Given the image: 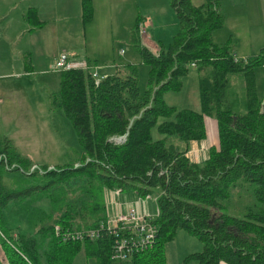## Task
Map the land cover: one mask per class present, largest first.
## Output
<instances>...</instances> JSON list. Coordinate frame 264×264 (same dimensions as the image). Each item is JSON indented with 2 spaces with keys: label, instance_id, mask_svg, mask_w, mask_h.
<instances>
[{
  "label": "trees",
  "instance_id": "obj_1",
  "mask_svg": "<svg viewBox=\"0 0 264 264\" xmlns=\"http://www.w3.org/2000/svg\"><path fill=\"white\" fill-rule=\"evenodd\" d=\"M169 5L179 31L167 47L153 53L142 46L138 19L130 31L131 46L148 66L143 92L135 63L115 67L96 83L88 68L58 72L51 104L74 129L76 165L31 169L32 161L0 136V264H70L80 250L95 264H167L166 245L178 230L203 244L186 260L264 264V99L254 73L264 65V47L236 60L231 40L215 42L213 31L224 25L217 0L199 5L169 0ZM91 19L90 0H80L82 25ZM192 63L200 108L177 109L163 96L181 88ZM232 75L241 85L231 83ZM206 118L216 121L217 139L203 161L193 162L188 153L192 142L206 139ZM154 126L159 139L152 138ZM247 184L254 186L249 192L254 203L241 216L226 213L234 192ZM105 189L139 198L155 194L154 240L127 260L110 257L113 235L61 241L52 233L55 224L69 231L97 228L105 218ZM42 197L47 211L30 206ZM10 202L27 222L39 223L36 233L9 223L3 211Z\"/></svg>",
  "mask_w": 264,
  "mask_h": 264
},
{
  "label": "rangeland",
  "instance_id": "obj_2",
  "mask_svg": "<svg viewBox=\"0 0 264 264\" xmlns=\"http://www.w3.org/2000/svg\"><path fill=\"white\" fill-rule=\"evenodd\" d=\"M109 3H112V7L108 5ZM96 4L98 7L93 16L94 20L88 23L89 26L71 24V20H68L67 22L70 23L66 30L68 36L47 39L48 44L42 45L39 52L36 47L34 48L33 67L35 71L44 67V58L47 57L49 58L46 66L47 74L32 72L28 77L0 80V136L6 134L16 146L18 145L24 155L32 161L31 169L35 165L51 168L75 164L80 156L74 129L62 110L57 105L51 104L52 96L57 93L59 80V71L53 69V63L60 53H73L77 59L87 57L86 59L90 61L94 57L100 65L135 63L138 88L140 92H143L146 88L148 66L139 61L138 54L131 46L130 30L135 20L143 21L140 26L145 34H138L141 36L139 43L153 53L159 51L161 45L167 47L179 31L169 0H98ZM217 5L219 10L229 12L230 15H227V28L218 31L215 38L220 39L228 31L234 33V37L239 41L238 46L241 48L238 54H235L242 59L252 58L264 42V0H217ZM253 5L257 10L255 18L249 21L244 13L245 9H251ZM242 19L247 24L242 23ZM125 27L128 28L127 33ZM233 43L232 40L231 44ZM235 48L234 43L233 49ZM95 72L97 78L100 77V71L97 73L96 69ZM254 73L258 94L264 99L263 66L255 67ZM182 80V86L178 91L169 90L164 93V101L177 109L199 110L198 72L194 66L190 67ZM231 83L236 86L241 85L236 75L231 76ZM162 120L163 118L157 119V123ZM206 124L209 137L217 139L216 121L213 118H206ZM151 134L153 139L161 138L155 126L152 127ZM211 142L212 140H206L203 145L202 143L196 145L194 152L190 153L191 160L203 161ZM247 185L240 186L234 192L235 195L225 210L226 213L241 216L245 206L254 203V198L249 195L250 189L252 193L254 186ZM128 192L131 195L134 194L131 191ZM154 195L151 194L145 198L136 196L131 202L139 198L140 209L154 216L156 213ZM119 202L121 205L125 204ZM30 206H40L39 208L47 211L49 202L42 197L36 202L32 201ZM3 215L11 225L36 233L39 223L33 220H29L28 223L25 220V213L20 212L17 206L12 205V202L8 203V208L3 211ZM202 248L203 244L197 237L184 230H178L173 241L166 245L167 263L197 264L195 261L186 260V256L200 252ZM70 264H95V260L87 257L80 250Z\"/></svg>",
  "mask_w": 264,
  "mask_h": 264
},
{
  "label": "crops",
  "instance_id": "obj_3",
  "mask_svg": "<svg viewBox=\"0 0 264 264\" xmlns=\"http://www.w3.org/2000/svg\"><path fill=\"white\" fill-rule=\"evenodd\" d=\"M90 2L92 5V19L94 20L93 16H95L96 7H98V4H96L98 3V0H90ZM202 2L203 0H193V3L196 5H199ZM108 5L112 7V3H109ZM256 10L257 8H255L254 5L251 9H245L244 15H246L249 21H252L255 18ZM219 11L224 17V25L221 29L213 31L212 38L216 43H223L227 40H233L236 45V48L233 49V51L234 53L238 54V51L241 48L238 46L239 41L234 37V33L228 31L226 35H222L220 39L217 40L215 38V35L219 33L218 31H223L225 28H227V15H230L229 12H226L222 9ZM68 20H71V24H81V26L86 27L90 25L88 23L87 25H82L81 23L80 0H0V80L11 77L16 79L20 77H28L32 72L47 74L48 72L46 66L49 62V58L47 59V57H45V66L40 67L37 69V71H35L33 67L34 60L32 52L35 47L39 52V48L42 45L48 44L49 38L59 39L63 38V36H68L69 34L66 32L68 26L70 25V23L67 22ZM35 23H38V26H36ZM141 23H143V21L141 22V19H138V26L141 25ZM242 23L247 24L244 19H242ZM125 31L127 33V27H125ZM140 37L141 36H139V38ZM262 47H264V42L257 49L258 52ZM257 50L255 51L254 56L258 53ZM86 58L87 57H84V59ZM86 60L93 65L94 70L97 69V73L100 71V77L98 78H102L108 73L111 74L115 67L124 64L103 63L100 65L96 62V58L94 57H92V61L89 59ZM104 65L107 68H104ZM101 70L103 71L101 72ZM105 70L107 72H104ZM206 127V139L200 142H192L191 149H194L195 146L200 143L203 145V142H206V140H212L211 144L215 142L216 138L214 139L213 137H209L208 126L206 125ZM3 136H6L11 141L13 146L22 155H24L23 151L19 149L18 145L16 146L13 143L11 138H9L6 134ZM135 197V194L131 195L129 192H120L117 199L127 204L128 202L133 201ZM125 204H123V206ZM124 209L125 207L122 208V210ZM109 212H112L111 208H109ZM219 264L226 263L220 262Z\"/></svg>",
  "mask_w": 264,
  "mask_h": 264
},
{
  "label": "built area",
  "instance_id": "obj_4",
  "mask_svg": "<svg viewBox=\"0 0 264 264\" xmlns=\"http://www.w3.org/2000/svg\"><path fill=\"white\" fill-rule=\"evenodd\" d=\"M142 27L137 26V33L144 34ZM238 60V57H235ZM194 66V63H192ZM264 67V65H263ZM89 69L91 76L96 83L100 78L84 59H77L73 54L60 53L53 63V69L57 71L67 69ZM193 148L189 151L193 153ZM119 189H105V218L97 228L84 229L79 231L62 230L57 224L52 226L53 236L61 241L80 240L84 237L92 239L100 233L113 235L114 241L110 251V257L114 260H127L131 255L138 253L151 245L156 233V226L153 223L154 216L140 209V199L127 203L124 206L118 201ZM125 207L124 210L122 208ZM111 208L112 212H109ZM156 212V211H155Z\"/></svg>",
  "mask_w": 264,
  "mask_h": 264
},
{
  "label": "bare ground",
  "instance_id": "obj_5",
  "mask_svg": "<svg viewBox=\"0 0 264 264\" xmlns=\"http://www.w3.org/2000/svg\"><path fill=\"white\" fill-rule=\"evenodd\" d=\"M189 157V159L191 160V156H188ZM192 161V160H191Z\"/></svg>",
  "mask_w": 264,
  "mask_h": 264
}]
</instances>
